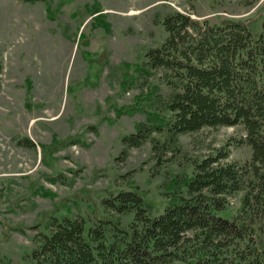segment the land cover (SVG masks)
Segmentation results:
<instances>
[{"label":"rangeland","instance_id":"obj_1","mask_svg":"<svg viewBox=\"0 0 264 264\" xmlns=\"http://www.w3.org/2000/svg\"><path fill=\"white\" fill-rule=\"evenodd\" d=\"M176 12L244 22L258 35L264 0H0V264H32L33 239L53 216L129 228L132 216L105 210L103 200L138 187L156 216L169 184L191 176L195 161L224 152L222 162L250 161L242 126L182 135L181 152L166 155L154 152L152 140L164 137L153 133L122 157V138L154 121L144 110L118 112L139 104L157 115L146 105L171 92L166 71L142 65ZM244 194L229 197L220 215L235 217Z\"/></svg>","mask_w":264,"mask_h":264},{"label":"trees","instance_id":"obj_2","mask_svg":"<svg viewBox=\"0 0 264 264\" xmlns=\"http://www.w3.org/2000/svg\"><path fill=\"white\" fill-rule=\"evenodd\" d=\"M162 24L167 38L144 55L142 70L166 71L171 92L146 105H157V115L139 104L118 112L144 110L154 121L122 138V157L153 133L164 137L152 140L154 152L166 155L181 152L182 135L242 126L250 161L222 162L227 152L195 161L191 176L169 184V204L156 216L138 187L103 200L105 210L132 216L129 228L105 219L88 228L82 217L53 216L33 239L32 264H264V20L258 35L244 22L210 24L180 12ZM240 191L237 215H220Z\"/></svg>","mask_w":264,"mask_h":264}]
</instances>
